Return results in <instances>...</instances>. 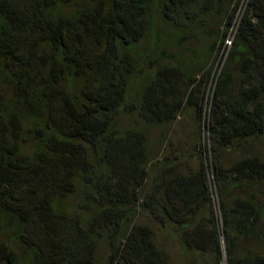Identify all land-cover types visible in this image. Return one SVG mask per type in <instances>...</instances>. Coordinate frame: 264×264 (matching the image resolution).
<instances>
[{"label": "trees", "instance_id": "trees-1", "mask_svg": "<svg viewBox=\"0 0 264 264\" xmlns=\"http://www.w3.org/2000/svg\"><path fill=\"white\" fill-rule=\"evenodd\" d=\"M217 3L0 0V264H168L141 218L186 252L219 260L223 237L228 264H264L236 254L264 241V0L248 2L207 119L210 59L236 12ZM207 13L226 28L212 41ZM197 25L195 60L161 63L158 51L189 50ZM187 107L200 134L206 121L208 150L183 175L152 133ZM128 116L140 126L125 128Z\"/></svg>", "mask_w": 264, "mask_h": 264}, {"label": "rangeland", "instance_id": "rangeland-1", "mask_svg": "<svg viewBox=\"0 0 264 264\" xmlns=\"http://www.w3.org/2000/svg\"><path fill=\"white\" fill-rule=\"evenodd\" d=\"M224 1H226L228 4L231 3L229 13H231L233 9H236L235 17L233 19L232 26L229 28L227 36L234 40L239 28V24L247 10L249 0ZM214 2L218 5L217 0H214ZM217 5L214 4L216 8H218ZM202 20L205 23H202L201 28L207 29L209 32H213V35L210 38H207L208 41L216 39V36L220 30H226V28L223 27L221 15H218L217 13H207L203 16ZM207 23H210V25H207ZM203 25H205V27ZM195 29V34H197V37L190 39L186 43V46L189 50L182 51L178 48H167L163 52L158 51L157 54L164 56L161 57V63L170 66H177L178 63L191 62L192 60H195L197 56L196 53H198L200 49L204 48L206 42L202 30H200L198 25L195 26ZM232 48L227 49L223 46L218 58L215 60L214 56H212L210 59V64L213 66V70L209 79L208 88L205 93V111L207 113V119L219 73L231 54ZM139 51H151L150 38L146 39L143 44H141ZM197 115L198 114L196 113L195 109L187 107L182 112H180L177 120L173 124L159 129L157 128L152 133V138L155 140L163 141L162 138L165 137L166 142H160L157 147L156 154L163 152L164 155L173 154L174 156H177L176 161L180 163V172L183 175L197 173L200 170L198 158L199 146L201 145V150L205 155L208 150V131L205 127L206 121H203L202 131L200 134ZM123 122L125 128H136L140 126V122L137 120V118L132 116L124 117ZM209 189L213 207L216 211L215 213L219 217V202L216 193V187L211 175H209ZM235 195H238V192H236ZM260 199L264 200V196H261ZM142 222H148L153 227L154 231L156 232L155 240L159 248L167 255L168 264H228L229 255L227 253V247L223 237H221V259L218 260L211 253L202 254L195 251H184L179 237L173 233V231L162 228L160 224L152 218H141L140 223ZM236 254L244 258L247 256H264V241H256L255 239L251 238L249 241L239 242L236 248Z\"/></svg>", "mask_w": 264, "mask_h": 264}, {"label": "built area", "instance_id": "built-area-1", "mask_svg": "<svg viewBox=\"0 0 264 264\" xmlns=\"http://www.w3.org/2000/svg\"><path fill=\"white\" fill-rule=\"evenodd\" d=\"M224 48L230 49L233 46V40L230 39L229 37L226 38L225 42H224Z\"/></svg>", "mask_w": 264, "mask_h": 264}]
</instances>
